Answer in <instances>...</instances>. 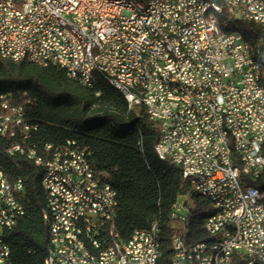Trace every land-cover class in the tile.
<instances>
[{
  "label": "built area",
  "instance_id": "obj_1",
  "mask_svg": "<svg viewBox=\"0 0 264 264\" xmlns=\"http://www.w3.org/2000/svg\"><path fill=\"white\" fill-rule=\"evenodd\" d=\"M142 4L146 16L135 17L130 6L102 0H0V39L19 60L42 59L92 82L104 69H113L112 79L116 69H124L137 82L151 80L154 98L146 111L161 123L156 146L181 167L184 178L203 183L204 193L216 202V218L204 224L212 237L207 240L209 258L212 250H221V263L216 264H223L227 249L242 243L245 262L261 259L264 264V191L246 181L261 174L257 161L263 160L264 152V84L244 40L219 31L207 15V5H214L223 8L226 22L239 20L243 5L240 0H142ZM253 8L260 12L258 24H264V0H254ZM184 15H192V27H185ZM56 21L66 23V32L56 30ZM146 25H153V36H146ZM159 34L177 42L185 55L184 67H176ZM73 46H81V58H73ZM156 56H163V63H156ZM174 71H181V78H174ZM173 92H183V99L172 100ZM1 99L0 134L14 136L21 129L27 138L32 126L25 120L24 106L11 103L8 96ZM9 152L26 153L36 164H45L55 225L79 223L98 244L115 243V250L125 246L113 235L118 192L96 170L91 151L68 139L47 159L20 143ZM238 155L246 156V165L238 164ZM57 177L70 179V186H59ZM22 188L23 180L10 182L0 166V264H16L5 236L24 214L18 198ZM190 212L189 194H184L176 264H191L202 242L185 241ZM52 227L50 247L56 264H95L84 252L70 250V242L52 235ZM222 227L230 228V241L217 240ZM233 230H240L239 238H232ZM131 237L141 250L150 242L142 239L141 229ZM112 258L116 264H127L124 256ZM143 264H155V251Z\"/></svg>",
  "mask_w": 264,
  "mask_h": 264
},
{
  "label": "trees",
  "instance_id": "obj_2",
  "mask_svg": "<svg viewBox=\"0 0 264 264\" xmlns=\"http://www.w3.org/2000/svg\"><path fill=\"white\" fill-rule=\"evenodd\" d=\"M221 20L224 22L226 16ZM234 22L241 25L247 37L264 38L261 25L243 19ZM4 94L11 103L24 106L25 120L32 126L27 138L21 129L14 136L0 134V166L10 182L23 180L18 198L24 214L5 236L13 262L43 264L50 246V229L43 216L47 196L42 180L46 169L26 153H10L16 143L35 148L46 159L53 148L68 139L91 151L96 170L118 192L115 223L121 236L129 238L136 229H148L157 222L165 263L171 238L181 231L171 219L181 195L189 194L192 204L186 240L212 239L204 227L212 205L192 188L180 166L157 154L160 121L151 120L143 105L130 108L125 95L104 74L96 73L93 88H88L68 77L60 66L15 61L0 53V113ZM47 145L52 148L47 149ZM246 181L264 191V169L257 179ZM244 262V256L235 252L229 264Z\"/></svg>",
  "mask_w": 264,
  "mask_h": 264
},
{
  "label": "bare ground",
  "instance_id": "obj_3",
  "mask_svg": "<svg viewBox=\"0 0 264 264\" xmlns=\"http://www.w3.org/2000/svg\"><path fill=\"white\" fill-rule=\"evenodd\" d=\"M108 2V4H115L120 6H130L131 11L135 17L146 16V8L142 4V0H102ZM243 5L242 19L253 21L258 24L260 20V12L253 8L254 0H240ZM207 15L211 16L214 24L218 25L219 31H224L227 35H238L244 40L246 46L248 47V54L253 61V67L258 68V76L261 84H264V43H261V39H252L247 37L245 30L241 28L239 23L234 21L223 22L221 18L223 17V8L207 5ZM184 25L185 27H192V15H184ZM264 28V24H259ZM56 30L59 32H66V23L64 21H56ZM146 36H153V25H146ZM160 43H166V52L171 55V60L176 64V67L185 66V55L179 50L177 42L173 39H167L166 34H159ZM0 53L3 57L10 58L15 61H19L16 58V54H11L8 49L6 42L0 39ZM73 58H81V46H73ZM30 62H34L39 65L48 66L51 65L49 62H45L42 59L29 58ZM156 63H163V56H156ZM66 71L68 77L78 81L82 85L93 88L94 82L88 79L87 76H83L74 72L71 68H63ZM104 75L107 77L109 82L121 90V92L127 98L130 108L143 105L146 108H150V98H154V91H152L151 80H143L142 82H137L136 78H131L125 72L124 69H104ZM174 78H181V71H174ZM124 87V89H123ZM129 91V95L126 93ZM7 95H1V97H6ZM183 99V92H173L172 100ZM133 100L138 103H133ZM157 154L161 159H168L164 156V152L161 150L160 146H156ZM169 160V159H168ZM238 164L246 165V156L238 155ZM44 165L45 164H38ZM257 169L260 173L264 169V152L263 160L257 161ZM192 188L199 192L203 198L208 201L213 210L211 214L206 218L205 223L207 224L209 220L215 219L217 216L216 202L212 198H209V193H204V185L200 181L190 182ZM42 184L47 196L46 207L43 210V214L46 217L48 225H53L52 235L58 238L60 241L70 242V250L76 252H84L85 256L93 260L95 264H116V258L124 256L125 262L127 264H143V260L148 259L151 256L152 251H155V264H176L177 256L179 254V247L177 245L179 241V233H175L170 241V253L167 262H163L162 258L164 256L163 242L161 240V227L157 222H154L148 229H141L142 239L145 241H150L145 243L142 247L140 244L133 243V239L123 238L113 222V235L119 238V241L125 246H118V250H115V243H108V247L98 244L95 240L91 231H89L87 226L79 225L75 222H64L60 225H55L56 223V208L55 201L52 198V192L48 188L47 174L45 172ZM57 184L59 186H70V179L65 177H57ZM259 191H262L259 189ZM182 205V195L178 198L177 202L174 204L171 219L179 227V209ZM190 207L192 204L190 202ZM189 215L185 219V231L189 232ZM262 225L264 226V218H262ZM160 229H159V227ZM206 230V229H205ZM207 231V230H206ZM240 230L232 231V238H239ZM217 240L230 241V228L222 227L221 230H217ZM185 241L186 237H185ZM242 250V243H234V246L227 249V253L224 254L223 264H229L232 255L235 252ZM138 253V254H135ZM211 254V244L209 241L199 242L198 253H195L191 264H216L221 263V250H212V258H209ZM43 264H56V254L49 246L48 253L44 259ZM244 264H261V259H253L249 262H244Z\"/></svg>",
  "mask_w": 264,
  "mask_h": 264
}]
</instances>
